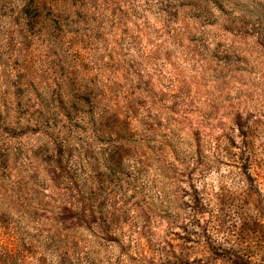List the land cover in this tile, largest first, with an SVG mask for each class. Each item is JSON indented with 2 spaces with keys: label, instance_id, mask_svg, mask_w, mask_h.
<instances>
[{
  "label": "clouds",
  "instance_id": "9594fccd",
  "mask_svg": "<svg viewBox=\"0 0 264 264\" xmlns=\"http://www.w3.org/2000/svg\"><path fill=\"white\" fill-rule=\"evenodd\" d=\"M37 3L0 0V264H264V0Z\"/></svg>",
  "mask_w": 264,
  "mask_h": 264
},
{
  "label": "rangeland",
  "instance_id": "374dc122",
  "mask_svg": "<svg viewBox=\"0 0 264 264\" xmlns=\"http://www.w3.org/2000/svg\"><path fill=\"white\" fill-rule=\"evenodd\" d=\"M30 15H34L33 12H30L29 13ZM72 47H75L77 49V57L78 58H82L83 57V54H84V47H83V42H73L72 44ZM87 61L84 60L82 61V64H86ZM59 67V66H57ZM90 69L89 68H85V71H89ZM97 79H99L97 77ZM33 83H35V81H33ZM37 91H39V89H37ZM101 91H103L101 89ZM20 96L22 97L23 96V93L21 92L20 93ZM67 100V97H65L63 99V103ZM86 101H90V98H85ZM50 107V106H49ZM19 109L21 111V113H26V110L25 109V103L23 101V99H21L19 101ZM70 112H69V117H73L74 113L72 111V109H68ZM56 111L61 115L64 113V109L61 108L59 105L56 106ZM76 112L78 114L79 112V108L76 109ZM134 119V114L131 113V110H129V114L128 115H125V113L123 112H118V113H115L112 117L109 118V120L106 122V124L104 125L107 129H109V124L110 122H114V123H118V124H121V126L123 127V122H124V127H125V137H124V142L125 143H132L134 140H135V134L133 132V129H132V121ZM57 122H58V117H57ZM41 123L44 124V116L42 115L41 116ZM53 125V119L52 117L49 115L48 116V119H47V122H46V125H45V128L46 130L48 129H51ZM4 132L11 135V133L9 132V129L7 127H5L4 129ZM21 135H27V132H24V133H21ZM129 137H131V139H129ZM13 138H18L16 136H13ZM108 137H104L102 135L101 139H102V142H106L108 144H114L113 142H109L110 139H107ZM111 138V137H109ZM22 154V153H21ZM128 153L126 154H123L122 156L124 155H127ZM60 155H61V161H60V164L63 163V156H64V146L63 144L60 145ZM18 158V157H17ZM123 160V158H122ZM122 160L121 162L119 163L118 166H116V171H114V174H111L110 176L108 177H104L102 178L101 180V183L103 185H107V187H103L101 189V192H108L110 189H111V192H115L116 191V187H119L122 185V180L120 179H117V177H123L124 175V168L122 166ZM12 161H13V153L7 148V147H0V168H3L4 169V172L5 174H8V171H9V166L12 164ZM58 168H59V164H58ZM68 179H72L71 176L68 177ZM261 179H264V176L261 177ZM254 182H255V178H253ZM47 191V189H45V192ZM107 207V199L103 200L100 202L99 204V208L100 209H105ZM115 222L117 225H120V220L119 218L117 217L115 219ZM128 222V218L125 217L123 223H127ZM177 238L179 239H185V238H182V237H179L178 234H177ZM187 242H191V237H187ZM111 242V241H110ZM172 245L170 244V247ZM147 251V249H146ZM173 255L175 256V253L173 252ZM175 261H176V264H183V261H182V258L180 257H175ZM149 264H152L151 261H149ZM168 264H173V262L170 260L168 262Z\"/></svg>",
  "mask_w": 264,
  "mask_h": 264
},
{
  "label": "trees",
  "instance_id": "16d2710c",
  "mask_svg": "<svg viewBox=\"0 0 264 264\" xmlns=\"http://www.w3.org/2000/svg\"><path fill=\"white\" fill-rule=\"evenodd\" d=\"M32 7L35 9V11L33 12L34 15H38L39 14V5L37 3V0H33V4ZM61 103H63V100L61 101ZM60 106V105H59ZM69 110H68V115H69ZM63 115V114H61ZM108 138L110 139L109 142H116L117 140H121L124 141V137H125V127H124V122H123V127L121 126V124H116L114 122H110L109 124V129H108ZM111 137V138H109ZM107 153V160H108V167L110 169L111 174H114V171H116V166L119 165V163L121 162L122 158H123V154H126L122 151L120 146L111 148L106 150ZM99 212L101 215L104 214V209H100L99 208ZM115 222V221H114ZM116 224V222H115ZM120 227V225L116 224V228L115 229H110L112 231L118 230ZM11 229L9 228L2 237H0V239H2L5 242V247L7 248L8 252L10 255H15V248H14V240L15 238L10 235ZM10 264V262H9Z\"/></svg>",
  "mask_w": 264,
  "mask_h": 264
}]
</instances>
